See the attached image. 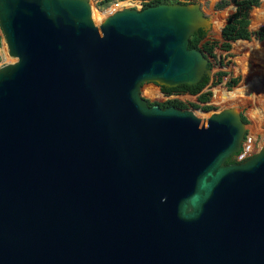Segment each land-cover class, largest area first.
<instances>
[{
	"label": "water",
	"instance_id": "1",
	"mask_svg": "<svg viewBox=\"0 0 264 264\" xmlns=\"http://www.w3.org/2000/svg\"><path fill=\"white\" fill-rule=\"evenodd\" d=\"M0 25V264H264V146L228 162L252 115L151 102L213 76L212 14L0 0Z\"/></svg>",
	"mask_w": 264,
	"mask_h": 264
},
{
	"label": "rangeland",
	"instance_id": "2",
	"mask_svg": "<svg viewBox=\"0 0 264 264\" xmlns=\"http://www.w3.org/2000/svg\"><path fill=\"white\" fill-rule=\"evenodd\" d=\"M100 0H90L100 10L101 13H114L123 8L144 7L142 0H116L107 5H99ZM188 2L187 0H180ZM200 6V8L212 14L213 33L206 34V39L211 41L223 42L222 28L227 18L236 10L234 3L228 4L224 8H217L216 3L221 0H196L191 1ZM189 2V3H190ZM250 37L248 39H237L231 42V49L224 50L216 47L210 58L216 61L213 76L208 77L209 82L204 90H211L212 96L208 102H200L198 100L199 93L184 94V103L187 109L195 112L200 117H209L215 112L222 111L225 108H235L242 114H251L259 129L252 135L255 138L254 155L264 146V90L262 91L261 78L264 77V0L254 7L250 12L249 25ZM2 29V28H1ZM0 29V67L8 64L11 57L8 52V45L3 33ZM225 72L221 82L213 84L218 79V73ZM161 85L152 91H158L157 95H151V102H166L172 98V94H166ZM238 89L249 90L251 94L241 96L238 99H225L229 95H237ZM216 90L227 91L216 99ZM258 92V93H257ZM181 94H174L180 96ZM159 104V103H158ZM196 104H199L197 106ZM205 105H210V109H205ZM170 106V105H168ZM174 106V105H173ZM177 107V106H176ZM180 108V107H179Z\"/></svg>",
	"mask_w": 264,
	"mask_h": 264
},
{
	"label": "trees",
	"instance_id": "3",
	"mask_svg": "<svg viewBox=\"0 0 264 264\" xmlns=\"http://www.w3.org/2000/svg\"><path fill=\"white\" fill-rule=\"evenodd\" d=\"M116 0H100L98 2L99 5H107L111 2H114ZM144 2V7L149 6V5H154V4H158L161 2H168V3H172V2H182L180 0H142ZM188 2H182V3H189L190 1L187 0ZM191 1H196V0H191ZM261 0H221L220 2L216 3V7L217 8H224L226 7L228 4L230 3H234L236 5V10L227 18V21L225 23V25L222 28V37H223V42L219 43L217 41H211L210 39H206V32L203 31L202 29L198 32L195 33L194 35L191 36L190 38V47H196V48H200L202 49V51L206 54V56L209 59L210 62V53L213 52V50L218 47H221L224 50H230L231 49V42L237 39H248L250 37V31L248 28L249 25V17H250V12L251 10L256 7L257 5H259ZM0 29H1V25H0ZM2 30V29H1ZM1 38V35H0ZM211 66V63H210ZM223 74H225V72L220 71L218 73L219 77L217 80H215L213 82L214 85H216L217 83L221 82L222 80V76ZM209 82V78L205 77V79L196 84V85H189V84H181L179 86L176 87H167V86H163V91L166 94H187V93H191V94H195V93H199L198 95V100L202 103L204 102H208L212 96V91L211 90H204V88L206 87V85ZM260 83L262 84V91L264 90V77L261 78ZM227 91H220V90H216V99L217 97H219L221 94H224ZM251 89L249 90H243V89H238L237 91V95H229L227 96L225 99H240L242 98L241 96H244L245 94H247V96H249L251 94ZM258 93V92H257ZM158 91H152L151 95H157ZM184 100V99H182ZM179 98H174V99H170L166 102H158L161 106L165 107L168 105H174L180 108H186V103H184V101H182ZM155 103V104H158ZM152 104V103H150ZM153 105V104H152ZM197 106H199V104H196ZM205 109H210L211 106L210 105H205L204 106ZM243 120L248 123V119L243 116ZM232 157L228 160V162H232Z\"/></svg>",
	"mask_w": 264,
	"mask_h": 264
},
{
	"label": "built area",
	"instance_id": "4",
	"mask_svg": "<svg viewBox=\"0 0 264 264\" xmlns=\"http://www.w3.org/2000/svg\"><path fill=\"white\" fill-rule=\"evenodd\" d=\"M174 94H172V98H179V99H184L183 96H185L184 94L180 95V96H175L173 97ZM254 145H255V138L253 136H251L246 143L242 146L238 156L236 157V161L237 162H242L247 160L248 158H250L251 156L254 155L255 150H254Z\"/></svg>",
	"mask_w": 264,
	"mask_h": 264
},
{
	"label": "flooded vegetation",
	"instance_id": "5",
	"mask_svg": "<svg viewBox=\"0 0 264 264\" xmlns=\"http://www.w3.org/2000/svg\"><path fill=\"white\" fill-rule=\"evenodd\" d=\"M234 158H235V154L232 156V160H233L232 162H237Z\"/></svg>",
	"mask_w": 264,
	"mask_h": 264
}]
</instances>
